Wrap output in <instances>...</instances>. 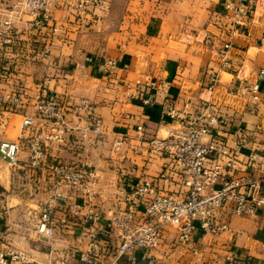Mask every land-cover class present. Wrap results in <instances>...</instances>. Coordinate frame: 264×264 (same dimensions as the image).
<instances>
[{
    "label": "crops",
    "instance_id": "0c3cea01",
    "mask_svg": "<svg viewBox=\"0 0 264 264\" xmlns=\"http://www.w3.org/2000/svg\"><path fill=\"white\" fill-rule=\"evenodd\" d=\"M25 20L18 22L12 43L0 47V97L25 92L15 113L0 104V144L23 142L42 130L34 108L42 89L60 100L71 128L63 143H45L38 169L29 166L25 148L15 165L0 157V238L35 263L79 264L94 242L91 236L99 244L110 237L98 264L114 263L117 241L107 218L127 206L128 183L154 178L166 166L164 158L148 154V143L184 131L191 121L209 123L216 117L212 132L230 147L238 140L233 133L241 131L243 155L234 176L264 174V82L257 81L264 70V0H107L83 19L57 9L40 31ZM109 59L115 68L107 73L104 62ZM210 72L218 77L213 92L204 90ZM252 83L258 85L257 100L246 89ZM147 97L151 103L144 105ZM83 99L95 105L99 133L85 131L86 114L71 108ZM25 114L34 123L23 135ZM117 141L121 145L115 152ZM250 154H255L253 169L246 166ZM57 163L94 169L91 193L57 188L48 169ZM170 176L172 182L160 189L181 197L180 179ZM55 191L80 206L74 215V208L53 203L56 228L48 245L24 227L34 223ZM89 210L101 220H87ZM176 235L175 228L165 227L151 255L163 257V264H264V207L251 217L229 218L228 230L218 235L196 232L190 245L175 250ZM136 260L145 264L143 251ZM115 264L130 262L122 257Z\"/></svg>",
    "mask_w": 264,
    "mask_h": 264
},
{
    "label": "built area",
    "instance_id": "2783aa9c",
    "mask_svg": "<svg viewBox=\"0 0 264 264\" xmlns=\"http://www.w3.org/2000/svg\"><path fill=\"white\" fill-rule=\"evenodd\" d=\"M107 0H16L5 3L0 0V47L9 45L19 34L17 27L21 19L34 30H42L54 19L57 9L65 11L76 19H83L91 8H101ZM242 13V10H238ZM56 33V26L49 27ZM203 39H207L205 33ZM229 46L225 45L224 49ZM105 72L110 73L115 68L112 59L104 62ZM257 81L264 82V70L257 74ZM216 73H209L204 90L213 92L217 86ZM252 100H257L258 85L252 83L246 87ZM25 92H14L6 100L0 97V104L7 106L9 113L21 110ZM151 97L143 99L144 105L151 103ZM35 112L42 124V130L33 136H26L25 141L1 143L0 157L11 165L17 162V155L24 148L29 154V166L38 169L45 158V143L61 144L71 128L66 124L64 107L60 100L49 94L45 89L35 97ZM71 108L79 115L86 114L89 124L85 131L99 133L100 120L95 115V105L87 100L72 104ZM204 110L207 107L203 108ZM34 119L31 115H23L21 129L23 135L31 131ZM218 124L216 117L209 123L200 119L189 122L184 131H173L162 139H153L149 144V155H157L166 160V166L151 179H140L128 183L127 206L122 210L111 212L107 218L109 233L117 241L115 262L127 257L130 264H136V254L143 251L145 264H163V257L156 258L151 251L162 241L163 229L167 226L177 231L173 249H180L191 244L196 232L218 235L228 230V220L232 217H251L264 207V174L260 177L246 174L235 177L236 166L243 154L244 143L241 131L236 130L233 136L237 138L234 147H230L223 137L214 135L211 125ZM142 133V127L136 129ZM121 142L113 145L115 152L119 151ZM241 163V162H240ZM255 154L246 156V166L253 169ZM58 187H68L71 190L88 196L90 188L95 183L94 169L87 165L71 166L54 164L48 167ZM174 173L180 179L182 196L163 192L160 185L171 183L170 174ZM53 203L61 208L72 209L78 215L77 203H70L67 194L54 192L47 201L31 226L24 227L27 233L39 241L51 245L55 236L53 219ZM87 220L99 222L98 213L89 210ZM64 222V221H63ZM90 243L87 250L78 259L79 264H98L99 256L109 248V239H102L103 244ZM101 243V241H100ZM0 264H37L22 250L5 243L0 238ZM200 264H209L202 262Z\"/></svg>",
    "mask_w": 264,
    "mask_h": 264
},
{
    "label": "rangeland",
    "instance_id": "374dc122",
    "mask_svg": "<svg viewBox=\"0 0 264 264\" xmlns=\"http://www.w3.org/2000/svg\"><path fill=\"white\" fill-rule=\"evenodd\" d=\"M5 3H12L13 1H16V0H4Z\"/></svg>",
    "mask_w": 264,
    "mask_h": 264
}]
</instances>
